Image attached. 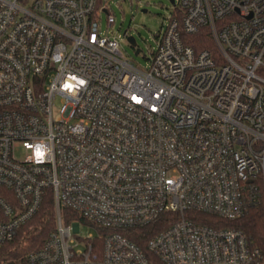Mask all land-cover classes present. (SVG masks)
Listing matches in <instances>:
<instances>
[{
	"label": "built area",
	"instance_id": "1",
	"mask_svg": "<svg viewBox=\"0 0 264 264\" xmlns=\"http://www.w3.org/2000/svg\"><path fill=\"white\" fill-rule=\"evenodd\" d=\"M172 6L140 68L103 35L108 0H0V249L46 191L55 207L40 246L0 264H264L240 230L185 216L264 202V0ZM202 28L216 54L182 40ZM167 214L145 249L122 233Z\"/></svg>",
	"mask_w": 264,
	"mask_h": 264
},
{
	"label": "trees",
	"instance_id": "2",
	"mask_svg": "<svg viewBox=\"0 0 264 264\" xmlns=\"http://www.w3.org/2000/svg\"><path fill=\"white\" fill-rule=\"evenodd\" d=\"M182 40L196 51L207 49L216 54L215 45L208 28H202L193 35H182ZM61 215L65 221L76 220L84 222L78 215L68 210L62 209ZM185 216L198 223L215 228L227 227L238 229L245 235L249 244L257 248L264 255V202L250 207L243 216L233 220H224L196 211H189ZM174 218L175 216L172 214L162 215L148 226L127 229L122 231V233L141 246L142 249H145L147 240L158 231L166 228L168 222ZM54 220L55 207L53 198L50 191H46L37 213L19 229L12 242L0 249V260L16 259L40 246L50 230L53 229Z\"/></svg>",
	"mask_w": 264,
	"mask_h": 264
},
{
	"label": "rangeland",
	"instance_id": "3",
	"mask_svg": "<svg viewBox=\"0 0 264 264\" xmlns=\"http://www.w3.org/2000/svg\"><path fill=\"white\" fill-rule=\"evenodd\" d=\"M108 2L114 15V23L108 28L105 14H101L100 25L103 35L118 39V49L131 64L147 68L157 45V36L173 12V6L168 0H108ZM127 36L135 38L136 47L128 43ZM136 48L140 51L135 55ZM15 152L18 157L26 153L22 149H17ZM64 222L73 223L65 219ZM89 234L95 236L97 230L88 225L79 224L78 235L84 238Z\"/></svg>",
	"mask_w": 264,
	"mask_h": 264
},
{
	"label": "water",
	"instance_id": "4",
	"mask_svg": "<svg viewBox=\"0 0 264 264\" xmlns=\"http://www.w3.org/2000/svg\"><path fill=\"white\" fill-rule=\"evenodd\" d=\"M168 1L170 2L171 5L174 4V0H168ZM143 12H146V10H143ZM124 34H125V32H124ZM126 39H127L128 43H129L132 47H136V41H135V38H134L133 36H127ZM139 51H140V49H139V48H136V49H135V55L138 54Z\"/></svg>",
	"mask_w": 264,
	"mask_h": 264
}]
</instances>
